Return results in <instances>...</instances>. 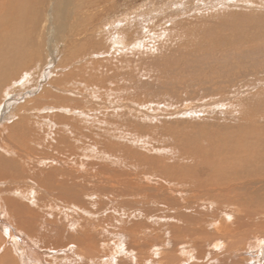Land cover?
Masks as SVG:
<instances>
[{"label":"rangeland","instance_id":"rangeland-1","mask_svg":"<svg viewBox=\"0 0 264 264\" xmlns=\"http://www.w3.org/2000/svg\"><path fill=\"white\" fill-rule=\"evenodd\" d=\"M100 2L104 4L107 3L106 5H111L112 7L108 6L107 9L104 10H100L99 8V11H95L92 14L90 10L91 7H89V9L87 6H84L86 5L85 2L84 5L82 3L83 7L81 8V12L88 9L89 16L91 17L88 16L87 18V16H84L77 18L76 21L78 22L74 28L76 29L77 27L82 30L87 27L92 28L93 26L94 29L92 28V30H98L105 28L109 24L115 26L119 19H121L123 23H128L127 25L130 24L129 27L131 26L130 28L125 26L127 29L125 27L123 28L127 31L128 36L132 35L133 37H137L140 32L139 36H142L143 30H149V33H153V35L150 34L151 36H149V38H147L149 33L145 36L147 39L144 40L145 48L128 54L126 53V55L117 56L113 53H109L108 50L103 48V44L98 42L102 34L93 35L95 40L93 36L85 38L77 36V39L74 37V42H59V44H57L58 46H55V53H52V56H48V60L45 62L36 60L34 63L25 60L21 65L17 66V68L20 66L21 69L18 68L19 70L12 71V73L10 71L11 75H9V82H6L8 84L5 83V87L2 86V88H4L3 90L6 89L5 92L8 95L4 96V92H0V106L3 107V104H6V111L14 115L20 106L25 108L26 106L30 107L36 105L34 102L37 99L39 103L43 102L42 104H45L44 101L47 103H59L61 101L62 104H67L73 109L85 110V115H87L89 108L95 106L91 101L92 99H89L90 101L87 102L86 100L88 97L67 96L58 89L59 87L67 88V86L71 88L70 83L76 78V82L78 80L80 82L79 84H85L86 87L78 85V87H74L73 89L82 92L87 86L91 85V89L88 90L90 94L88 93V95L94 93L101 99H107L105 96L109 94L114 101L119 99L122 101L126 100L127 102H142V104L149 103L152 106H146V108L150 107L149 111H153L151 113L156 116L152 118L153 120H150L147 119L142 112L124 107L116 111L107 108L100 109L97 113H91L89 115L91 120L87 124H82L76 119H73L74 123L66 121L69 124L68 127L64 123L63 113L61 114L62 117L57 119L54 123H51L49 118H46L49 120V123H45L46 121L43 120L42 117L40 119L35 118L37 121L32 119L34 121L33 124L39 123V129L41 130L44 127V133L51 136V140L48 138L49 143H47L46 136L36 135L37 145L35 143L28 144L29 148L26 150L29 155L34 156V159H41L48 154V156L52 154V156L57 157L60 164L64 162L69 167L74 165L73 159L77 158L78 153H86L87 155L84 154L86 158L85 160L82 159L83 163H78V168L81 169L80 175L75 176L70 171H63V173L62 169H60L57 171V175L51 180H44L45 175L36 173V165L31 162V158H28L27 165H25V170L23 171L24 173L20 175L21 179L24 182L25 180L28 181V183L32 182L35 186L36 184L40 186V182H42V184L46 182L43 187L49 193V198L44 196L45 193L41 189L42 191L40 190L39 196L43 197V202L41 207L37 208V210L35 209L38 213L37 217H39L40 223L38 227L33 224V228L37 229L34 230L35 232H33L32 236L26 233L24 234L23 231H20L21 233L19 232L18 235H16L15 239L18 242L17 247L20 248L23 246L20 252L24 253L23 249H25L28 244V247H31L33 250L29 252H35L41 259H45L43 262L37 264H87L84 257L80 259L77 257L79 247L73 243L75 239H71L67 234L71 224L68 220H73L77 217L76 213H74L75 216H66L62 208L63 205H76L80 206V208L84 207L83 209L85 210L90 209L87 211L91 214H95V216L92 215L91 217L93 223L91 222L88 224L86 222L88 220L84 221L89 230L98 224L97 222L94 223L95 220L102 219L101 224H104V228L102 229L103 226H101V224L95 226V228H98L93 230L94 233L91 232L93 235L91 238L94 239L101 253L103 244H109L110 247H106V250H103L105 251L103 254L110 252L108 254L111 256L115 255L116 258L117 256H123V260L119 257L117 258L118 260L120 259L118 261H121L120 264H168L169 262H165V259H162V253L156 255L153 250L154 245H162L163 243H166L167 246L174 251L175 249L179 250H176L173 255L175 254L174 256H177L181 262L180 264L185 262L189 263L192 260V262H200L201 264H242L241 261H245L244 259L242 260L243 257L246 259L250 257L247 264H264V245L260 252H258L257 247H254L246 249L247 251L245 252L241 251L240 253H242V255L239 257L237 253H233L230 256H225V254L221 253L214 261L210 260V257L215 256L214 254L220 251H210L211 246L214 244L213 242V244L211 243V240L215 233L212 232L209 227L211 226L209 223H218L221 220L222 223H229L226 212L236 207V209L239 210L238 214L246 219V223L241 221L242 218L240 219V217L235 219V224L232 225L236 228L234 233H238L237 230L239 228L243 227V230H240L244 231L247 230V228L249 229L250 226V229H253L250 231L254 236L262 237L261 234H264V231L261 233L255 230L264 229V220L262 216H257L259 213L264 212V184H249L246 182V185L244 183L241 189H237L236 191L233 189L234 193L222 196L225 199L230 196L228 200L219 199V196L216 197L210 193H198V196L197 192H193L189 189L186 191L185 189L184 191L175 189L172 192H166L165 198L169 196V200L164 198L162 195L163 192L161 194V192L157 190L153 192L146 191L145 195L143 192L135 195L133 191H127V187L123 188L119 182H116L125 175L128 176V180H131L134 176L143 179L146 177L145 174H148L147 178L151 174H160L170 178V180H180V183L175 182V186H178L183 184L181 180H185V177L190 178V176H183L178 172L169 173L170 170L178 171V169H185L187 172L188 167L195 165V160L199 161L200 159L204 160V158L209 159L213 157L219 161L223 156L238 158L240 156L239 153L241 154L242 151V159L245 158L243 162L245 169H254V172L249 171V176L254 178V180L264 179V0H238L237 2L235 0H114V3L110 0H100ZM77 9L78 11L76 10V12H79L80 8ZM124 18L128 19L124 20ZM107 22H109V24ZM99 24H102L101 28H99ZM131 24H133V26ZM82 25L83 27L81 28L80 26ZM66 29L67 28H65V30ZM67 30L69 31V29ZM133 30H135L134 33ZM97 38L98 41H96ZM80 39L82 42L83 40L85 41L83 42L85 46ZM75 42L77 44H83V46H81L82 48L77 47L75 53H73V50L69 52L70 46H74L72 44ZM28 44H33V42H29ZM29 48H31V46H29ZM91 52L97 53L95 58L89 55ZM131 58L133 59L131 60ZM108 59H110V61ZM75 60L84 61L74 62ZM87 60L92 61L90 64L93 67L104 66L107 67V69L110 67L111 70L109 68L108 72L103 71V73L100 70H89V74L83 72L84 74L80 75L79 71H81V67L84 64H88ZM113 63L118 67L115 71L112 66ZM73 64H75V66ZM75 67L77 70H74L76 69ZM68 69L73 71L70 76L66 78ZM25 74L28 75L26 76ZM38 74H40L41 77ZM107 75L112 77H108ZM21 78L25 80L22 81ZM110 78H112V81ZM114 78L115 80H113ZM49 80L53 82L50 83ZM56 81L59 82L57 83ZM96 81L98 83H96ZM8 86L12 87L9 88ZM101 86L102 93L100 94L99 89ZM61 95H63L64 98ZM26 99L27 101H25ZM183 108L185 110H192L177 114ZM157 112L159 115L156 114ZM7 114L8 113L4 114L1 110L0 131L4 126L3 130L6 128L5 130L8 131H1L0 144L6 142L4 141L5 138L12 139L8 134L10 133L9 128L16 115L12 116L14 117L13 120L11 119L12 117L7 120V118H5V116H8ZM49 130H51V132ZM132 137H137L138 139H142V141L146 138L147 149L138 147L136 144H131L128 140ZM32 139H35V137L31 136V140ZM15 140L17 145L14 144V146H17V148L25 143V141L21 142V140H18V137H15ZM90 143L97 144L103 154L96 155L98 151L96 152L93 148L94 146ZM170 144L172 145L170 146ZM25 145L26 143L24 146ZM61 145H63V147H61ZM47 146H49V149L51 148L50 151L42 148H46ZM39 152L42 156H45L42 157ZM36 153H38L39 156ZM244 153H246L245 156ZM0 155H2V153ZM90 157L95 159V162H103L105 164L95 169L93 168L94 166L92 167L91 165L94 162L90 164V162L93 161ZM238 159H241V157ZM251 159L259 162H252ZM153 161H159L157 166L152 167L150 165ZM206 162H204L202 166H199L200 169L198 171L191 172L197 173L196 178L193 180L204 177L205 169L203 166L206 165ZM83 164L85 166L84 168L82 166ZM171 165L176 166L171 167ZM180 165L184 166L178 168ZM218 165L220 166L221 164ZM40 166L47 167L48 165L40 164ZM231 166L232 164H228L229 174H231L234 169H231ZM42 169L44 171L47 170L45 168ZM127 171L130 172V175H128ZM93 175L95 176L92 177ZM28 176L34 177L35 180L29 181V178H24ZM153 176L157 177V175ZM246 176L247 173H244V177ZM2 177L0 178V198L6 196L12 197L11 195L13 194L9 193L15 185L8 183V180ZM235 180L236 179H234V181ZM161 181L166 184L164 178L161 179ZM185 184L189 183L185 182ZM53 188H55V190ZM205 194L209 195L206 196ZM138 196H142V199ZM50 198H53L51 199L52 201L47 200ZM211 201L214 203L212 206L209 204ZM100 202L102 205H100ZM85 204L86 206H84ZM184 204L188 207L186 206V208H183L179 206H184ZM228 204L229 207H227ZM15 208L26 209L23 205L21 207H14V211L16 210ZM196 210H198L199 213L196 212ZM173 212L177 213V216H182L184 220L202 219L201 227L208 237L202 239V242L199 241L198 245L196 244L197 246H193L195 248L194 257L191 255L193 253H191V248H189L190 245H186V243L191 244L190 234L193 232L191 230L192 228H186V231L183 228L177 229L173 225V219L170 218L162 221L160 220L161 218L159 219L158 216L153 215L164 213L169 217V214ZM223 212L226 213L225 216ZM13 213L14 217L10 216V218L12 221H17L19 216L17 213ZM110 213H112L113 216ZM0 214V260L2 259L0 263L5 264V262H7L6 264H10L12 260H15L12 264H34L32 261L26 260V262L20 259L21 255H19V251H11L10 247L12 241L8 242L9 240L4 235L5 229L3 231L2 226L5 222L4 214L3 212H0ZM70 214H73V212H70ZM144 214H146V216H144ZM96 216H98V218ZM150 216L158 220H151L152 218H150ZM251 216L254 218H251ZM230 219L234 220L232 217ZM236 220L239 222L237 225ZM163 222L167 224V227ZM12 223L10 224L11 229H15L17 224L15 222ZM118 223L120 225H118ZM60 229L62 231V239L58 241L56 236L60 234ZM118 230H121L122 232L120 233L122 234L117 233L119 232ZM130 231L141 238V240L138 239V245L136 244L137 247L132 241H129L131 236ZM116 235H120L121 241L127 240L128 244H124L127 252L124 254L118 255L110 251L111 248L113 249L114 242L119 238V236ZM181 237L185 243L179 244ZM67 238L69 241H67ZM246 238H251L252 240L251 233ZM57 245L61 248L57 247ZM157 247L161 248L160 245H157ZM170 251L169 253H172V251ZM182 252H185L184 255ZM208 252L209 255H207ZM203 253L206 255L204 258H201L204 255ZM196 256H200L196 258L200 261L194 260ZM77 258L80 260V263ZM255 258H259V261L253 262ZM53 259L56 261L58 260V262ZM82 260L84 261L82 262ZM93 260H95V264H98V260ZM112 260L116 259L112 257ZM90 262L91 261H89L88 264Z\"/></svg>","mask_w":264,"mask_h":264},{"label":"bare ground","instance_id":"bare-ground-1","mask_svg":"<svg viewBox=\"0 0 264 264\" xmlns=\"http://www.w3.org/2000/svg\"><path fill=\"white\" fill-rule=\"evenodd\" d=\"M108 1V0H107ZM112 1V3H114V0H110ZM236 2L238 0H235ZM84 2L86 3V5H84ZM106 2V1H105ZM82 3L84 6H87V8L91 7V12L92 14L96 11H99V8L100 10H104V9H107V7L109 5H106L104 4L103 2H100V0H0V92H4L3 95L4 96H7L8 94L5 92V90H3L4 88H2V86L8 84L6 82H9V75H11L12 71H16L18 68H20V66L17 68L18 65H21L25 60H28L29 62H34L36 60L38 61H41V62H45L46 60H48V56H52V53H55V46H58L57 44H59V42H65V41H73L75 40L74 37H76L77 39V36H82L80 38H85V37H90V36H93V35H100L102 34V37L100 39V41H98V38L96 41H98L99 43H102L103 44V48L105 50H108L109 53H113L114 55H123L126 53H131L133 51H139L141 48H145L144 46V40H147L145 38V36L150 32L149 30H143L142 32V36H139V34L141 33H138V36L137 37H132L131 36H128L127 34V31H125L123 28L125 26H128L126 23H123V21H121V19H119V21L116 23L115 26H113L112 24H109V22H107L109 25L106 26L105 28H101V25L99 28L101 29H98V30H92L93 28V23H92V28H84L82 30H80L79 28L76 27V29L74 28L76 23L78 21L77 18H81V17H84V16H89V13H88V9L81 12V8L83 7L82 6ZM101 3H103L102 5H100ZM111 6V5H110ZM109 6V7H110ZM112 7V6H111ZM77 8H80V11L79 12H76V10L78 11ZM102 8V9H101ZM86 9V8H85ZM83 10V9H82ZM96 15V14H95ZM144 15V14H143ZM91 17V16H89ZM127 17V16H125ZM132 18V17H131ZM83 19V18H82ZM125 19H128V18H124ZM95 20V19H94ZM115 21V19H114ZM113 21V22H114ZM92 22V21H91ZM130 23V22H129ZM106 25V24H105ZM133 26V24H131ZM81 28L83 27L80 26ZM131 27V26H130ZM129 27V28H130ZM135 27V26H134ZM65 28L69 29V31ZM98 28V27H97ZM126 28V27H125ZM128 28V29H129ZM169 28V27H168ZM64 29V31H63ZM94 29V28H93ZM127 29V28H126ZM124 30V31H123ZM95 31V32H94ZM130 31V29H129ZM135 30H133V33H134ZM136 33V34H137ZM132 34V33H131ZM153 35V33H149V35H147L149 38V36ZM130 35V34H129ZM135 35V34H134ZM94 37V36H93ZM79 39V38H78ZM83 40V39H82ZM94 40H95V37H94ZM44 41V43H43ZM81 41V39H80ZM30 42H33V44H28ZM74 42V41H73ZM82 42V41H81ZM83 42H85L83 40ZM82 42V43H83ZM89 42V41H88ZM108 44H107V43ZM27 43V44H26ZM84 46H85V43H83ZM83 44H77L76 42L72 45L74 46H70L69 48V52H71L73 50V53H75L77 47H80L82 48L81 46H83ZM88 44V43H87ZM92 44V43H91ZM107 44V45H106ZM90 45V44H89ZM29 46H31V48H29ZM93 46V45H92ZM68 47V45H67ZM66 47V48H67ZM96 47V46H95ZM89 48V46H88ZM68 51V50H67ZM78 52V51H77ZM89 53V52H88ZM95 53V52H94ZM90 53L89 55L93 56V58L96 57L97 53ZM85 54V52H84ZM83 54V55H84ZM124 55V56H125ZM85 56V55H84ZM76 57V56H75ZM81 57V56H80ZM88 57V56H87ZM21 58V59H20ZM122 58V57H121ZM77 59H80V58H77ZM82 59V58H81ZM88 59V58H87ZM92 59V58H91ZM117 59V57H116ZM133 58H131L132 60ZM86 60V59H85ZM89 60V59H88ZM88 64H84L81 68V71H79V74L82 75L84 74L83 72H86V73H90L91 70L93 71H105V72H108L109 71V68L107 69V67H93L90 63L92 61H88ZM95 60V59H94ZM93 60V61H94ZM110 61V59H108ZM81 61H84V60H75L74 62H81ZM73 62V63H74ZM136 62V61H135ZM112 63V62H111ZM120 63V62H119ZM43 64V63H42ZM82 64V63H81ZM30 65V64H29ZM35 65V64H34ZM75 66V64H73ZM97 65V64H96ZM23 66V65H22ZM98 66V65H97ZM113 68H114V71L115 69H117L118 67L114 65V63L112 64ZM127 66V65H126ZM132 66V65H131ZM59 67V66H58ZM62 67V66H61ZM77 67V66H76ZM75 67V68H76ZM120 68V67H119ZM21 69V68H20ZM41 69V68H40ZM79 69V68H78ZM19 70V69H18ZM74 70H77L74 69ZM90 70V71H89ZM111 70V68H110ZM11 71V73H10ZM36 71V69H35ZM73 70L71 69H68L67 71V75H66V78L70 76L71 72ZM117 71V70H116ZM40 72V70H39ZM76 72V71H75ZM51 73V72H50ZM98 73V72H97ZM26 75V74H25ZM28 75V74H27ZM26 75V76H27ZM40 77L41 75L38 74ZM112 75V74H111ZM123 75V74H122ZM8 76V78H7ZM87 76V74H86ZM93 76V75H92ZM108 77H112L110 75H107ZM114 76V74H113ZM24 78H26L25 76H23ZM74 77V76H73ZM84 77V76H83ZM90 77V76H89ZM29 78V77H28ZM65 78V77H64ZM95 78V77H94ZM62 79V78H61ZM76 79V78H75ZM74 79L73 82H71V88L69 86L64 87V88H58L60 90V92L64 93V95H67V96H84V97H88V99H84L86 100L87 102L92 101L93 104H95L94 107H90L89 110L87 111V115H85V110H78V109H73L71 106L67 105V104H62V102L60 101L59 103L58 102H49L47 103L46 101H44L45 104H42V103H39L38 102V99L34 102L36 105H33V106H26L28 108H22L20 106V108L17 109V111L15 112L16 115L15 116V119L14 115L12 114H9V111H6V104H3V107L0 106V113H1V110L4 112V114L8 113L7 115L8 116H5V118L11 119L14 121H12V124L9 128L10 130V133L8 134V136L12 139H6L4 141V144H0V152L2 153V155H0V178L2 177L3 179H7L8 180V183L10 184H14L15 187L12 189V191L9 193V194H13L11 195L12 197H9V196H6V197H2L0 198V212H3L4 214V223H3V231L5 229V232H4V235L6 236V238L9 240L8 242H11L12 241V245L10 247L11 251L12 252H15V251H19V255L20 256V259H22L23 261H26V260H29V261H32L34 262V264H37V263H41L43 262L45 259H41L40 256H38L35 252L32 253V252H29L31 249V247H28V244H27V247L25 249H23L24 253H21L20 252V249H22V247L18 248L17 247V241L15 239L16 235H18V233L20 231H23L24 234L26 233L27 235L29 236H32L33 235V232H35L34 230L37 229V228H33V224L34 225H37L38 227V224L40 223L39 222V217H37V208L41 207V204H42V196H39L40 195V190L42 189L45 193V197L49 198V193L47 192V190L44 189L43 186H45V183L46 182H43L44 184H42V182H38L40 186H36L32 183V182H29L25 180V182L21 179V176L25 170V165H27V161H28V158L32 159L31 162H33L37 168V172L38 174L40 175H45L44 177V180H51L53 179L57 174V171H59L60 169H62V172L63 171H70L72 172L75 176L77 175H80L81 172L78 168V163L82 162V159L85 160L86 156L87 155L86 153L82 154L81 152L78 153V156L77 158L73 159V164L72 166H67L66 163H62L60 164L57 159V157H54L52 156H48V155H43L45 156L44 158H39V159H34V156H31L28 154V151L26 150L28 147V144L30 145V143H35L37 145V136L36 135H43V136H46L47 137V143L48 142V138L51 140V136L47 135L46 133H44L45 130H43V128L40 130L39 129V126L38 124H33L34 121H37L36 119H40L41 117L43 118V120H45L47 123L49 120L46 119V118H49L51 123H54L55 121H57V119H59L61 116V114L63 113V120H64V123L65 125L68 127L69 124L66 122V121H70L72 123H74V120L73 119H76L78 122L80 121L82 124H87L89 123V121L91 120V117H89V115L91 113H97L98 110L100 109H109L111 108L112 110H118L119 108H126L128 107L129 109H134L136 110L137 112H142L144 114V116L147 118V119H150V120H153L152 118L155 117L156 115H153V111H149V108L150 107H147L146 106H152L151 104L147 103V104H142V102L140 103H137V102H133V101H130V102H126L125 101H122V100H119V99H116L114 101V99L108 94L107 96H105V98L107 99H101L98 95H95L94 93L91 95H88V93L90 94V92L88 91L89 89H91V85L87 86V88L85 90H83L82 92H80V90H76V89H73L74 87H78V85H83L82 87H86L85 84H79L80 82L77 80ZM81 79V78H80ZM92 79V78H91ZM111 81H112V78H110ZM22 80V78H21ZM25 80V79H24ZM22 80V81H24ZM56 80V79H55ZM54 80V81H55ZM108 80V79H107ZM115 80V78L113 79ZM18 81V80H17ZM37 81V80H36ZM50 81V80H49ZM53 82V81H50V83ZM57 83L59 81H56ZM61 82V81H60ZM106 82V81H105ZM6 83V84H5ZM14 83V82H13ZM17 83V82H16ZM46 83V82H45ZM66 83V82H65ZM63 83V84H65ZM69 83V82H68ZM67 83V84H68ZM96 83H98L96 81ZM11 84V83H10ZM20 84V83H19ZM23 84V83H21ZM35 84V83H34ZM53 84V83H52ZM89 84V83H88ZM13 85V84H11ZM48 85V84H47ZM54 85V84H53ZM93 85V83H92ZM97 85V84H96ZM108 85V84H107ZM118 85V84H117ZM104 86V85H103ZM5 87V86H4ZM9 87V86H8ZM12 87V86H10ZM9 87V88H10ZM58 87V85H57ZM108 87V86H107ZM118 87V86H117ZM116 87V89H117ZM14 88V87H13ZM45 88V87H44ZM47 88V87H46ZM21 89V88H20ZM57 89V90H58ZM114 89V87H113ZM264 89V88H263ZM3 90V91H2ZM43 90V89H41ZM49 91V90H48ZM88 91V92H87ZM92 91V90H90ZM93 91H96V90H93ZM106 91V90H105ZM116 91V90H115ZM264 91V90H263ZM43 92V91H41ZM51 92V91H49ZM59 92V93H60ZM107 92V91H106ZM99 93L101 94L102 93V86L101 88L99 89ZM116 93V92H115ZM43 94V93H41ZM99 94V95H100ZM48 95V94H47ZM106 95V94H105ZM114 95V94H113ZM63 97V95H61ZM39 97V96H38ZM45 97V96H44ZM48 97V96H46ZM116 97V95H115ZM118 97V96H117ZM55 98V97H54ZM64 98V97H63ZM120 98V97H119ZM234 98V97H233ZM33 99V98H32ZM40 99V98H39ZM47 99V98H46ZM90 99V100H89ZM121 99V98H120ZM31 100V99H30ZM29 100V101H30ZM51 100V99H50ZM56 100V99H55ZM27 101V99L25 100ZM31 103V102H30ZM116 103V104H115ZM233 104V103H232ZM231 104V105H232ZM243 104V103H242ZM31 105V104H30ZM115 105V106H114ZM175 105V104H174ZM236 105V104H235ZM92 106V105H91ZM158 106V105H157ZM127 108V109H128ZM168 108V107H167ZM245 108V107H244ZM25 109V110H24ZM23 110V111H21ZM192 109H188V110H185L184 108L182 110L179 111V113L177 114H180L181 112H187V111H190ZM195 110V108H194ZM21 111V112H20ZM159 111V110H158ZM69 112V113H68ZM177 112V111H175ZM191 113V112H190ZM155 114V113H154ZM157 115L158 112L156 113ZM163 114V113H162ZM168 114V113H167ZM129 115V114H128ZM135 115V114H133ZM174 115V114H173ZM166 116V115H165ZM33 117V118H32ZM2 118V117H1ZM36 118V119H35ZM112 118V117H111ZM34 119V121L32 120ZM157 119V118H156ZM39 121V120H38ZM11 122V121H10ZM5 123V122H4ZM7 123V122H6ZM9 123V121H8ZM36 123V122H35ZM49 123V122H48ZM63 123V125H64ZM81 124V125H82ZM118 124V123H117ZM5 125V124H4ZM51 125V124H50ZM79 125V124H78ZM80 125V126H81ZM5 127V126H4ZM3 127V128H4ZM122 127V126H121ZM2 128V130H3ZM6 129V128H5ZM3 130V131H8V130ZM75 129V128H74ZM78 129H81V128H78ZM112 129V127H111ZM1 130V131H2ZM60 130V129H59ZM114 130V128H113ZM0 131V133H1ZM51 132V130H49ZM103 132V131H102ZM106 132V131H105ZM124 132V131H122ZM48 133V132H47ZM61 133V132H60ZM104 133V132H103ZM50 134V133H49ZM54 134V133H53ZM58 134V133H57ZM62 134V133H61ZM64 134V133H63ZM120 134V133H119ZM4 135V133H3ZM66 135V134H65ZM121 135V134H120ZM124 135V134H123ZM155 135V134H154ZM160 135V134H159ZM31 136L35 137V139H32L31 140ZM53 136V135H52ZM59 136V135H58ZM71 136V135H70ZM15 137H18V140H21L22 141H25L26 145L24 146L25 143H23L20 147L17 148V146H14L17 145V142L15 140ZM60 137V136H59ZM58 137V138H59ZM125 137V135H124ZM250 137V136H249ZM107 138V137H106ZM181 138V137H180ZM183 138V137H182ZM241 138V137H240ZM43 139V138H42ZM105 139V138H104ZM120 139V138H119ZM146 138H144V140L142 141V139H138L137 137H132L131 139H129L128 141L131 143V144H136L138 145V147H142L143 149H147V142L145 141ZM185 139V138H184ZM54 140V139H53ZM56 140V139H55ZM118 140V139H117ZM122 140V139H121ZM260 140V139H259ZM1 141V140H0ZM88 141V140H87ZM86 141V142H87ZM104 141V140H103ZM3 142V141H2ZM19 142V141H18ZM42 142V141H41ZM52 142V141H51ZM92 142V141H91ZM106 142V141H105ZM104 142V143H105ZM117 142V141H116ZM120 142V141H119ZM118 142V143H119ZM181 142V141H180ZM256 142V141H255ZM55 143V142H54ZM67 143V142H66ZM75 143V141H74ZM123 143V142H122ZM257 143V142H256ZM41 144V143H40ZM43 144V143H42ZM45 144V143H44ZM65 144V143H64ZM92 146H94V150L97 152L96 155H102L103 152H101V150L99 149V146L97 144H94V143H90ZM109 144V143H108ZM121 144V143H120ZM182 144V143H181ZM66 145V144H65ZM76 145V144H75ZM172 144H170L171 146ZM174 145V144H173ZM178 145V144H177ZM188 145V144H187ZM258 145V144H257ZM256 145V146H257ZM35 146V145H34ZM33 146V147H34ZM43 146V145H42ZM53 146V145H51ZM59 146V145H58ZM120 146V145H119ZM130 146V145H129ZM175 146V145H174ZM184 146V144H183ZM186 146V145H185ZM189 146V145H188ZM249 146V145H247ZM255 146V145H254ZM36 147V146H35ZM61 147H63V145H61ZM135 147V146H134ZM177 147V146H176ZM38 150H39V147L37 146ZM36 148V149H37ZM41 148V147H40ZM44 149H48V151H50L49 149V146H47L46 148L45 147H42ZM54 148V147H53ZM125 148V147H124ZM163 148V147H162ZM243 148V147H242ZM240 148V149H242ZM25 149V150H24ZM33 149V148H32ZM59 149V147H58ZM157 149V147H156ZM177 149V148H176ZM186 149V148H185ZM188 149V148H187ZM255 149V148H254ZM263 149V148H262ZM18 150V151H17ZM41 150V149H40ZM165 150V149H164ZM30 151V150H29ZM34 151V149H33ZM32 151V152H33ZM43 151V150H42ZM55 151V150H54ZM185 151V150H184ZM227 151V150H226ZM252 151V150H251ZM30 152V153H32ZM94 152V151H93ZM174 152V151H173ZM240 152V151H239ZM256 152V150H255ZM0 153V154H1ZM40 153V152H39ZM45 153V152H44ZM43 153V154H44ZM52 153V152H51ZM55 153V152H54ZM175 153V152H174ZM183 153V152H182ZM212 153V152H211ZM222 153V152H221ZM228 153V152H227ZM237 153V152H236ZM248 153H251V152H248ZM247 153V154H248ZM38 155V153H36ZM59 154V153H58ZM95 154V153H94ZM172 154V153H171ZM234 154V153H233ZM246 153H244V156H245ZM34 155V154H32ZM41 155V153H40ZM75 155V154H74ZM238 155V154H237ZM239 157H241V159H238V158H235V157H227V156H223L222 159H220V163L218 161V159H215V158H209V159H205L204 160H195V165H191L190 167H188L187 169V172L185 171V169H178V171H173V170H170L169 173H180L182 174L183 176H190L189 177H185V180H181V182L184 184H181V185H178V186H175V182L177 183H180V180H170V178L168 177H165V176H162L160 174H151L148 178V174L146 175L145 174V178L143 179H140L139 177H133V179L131 180H128V176L125 175L123 176V178H120L118 181L116 182H119V184L122 185L123 188H128L127 191H133V193L135 195L139 194L140 192H143L144 195L146 193V191H150V192H153L154 190H157L159 192H163V196L165 198V194L166 192H169V191H174L175 189H181L182 191H185L187 189L193 191V192H197V195L198 193L200 194H204V193H210L212 194L213 196H219V199L222 198V199H225L223 198L222 196L224 195H230L232 193H234V191H236L237 189H241L243 186H244V183L246 185V182H248L249 184L250 183H257V184H264V179H255L250 177V172L249 171H252L254 172V169L253 168H248V169H245L244 167V159L243 158V151L242 153L240 154L239 153ZM252 155V154H251ZM36 156V155H35ZM39 156V155H38ZM42 156V155H41ZM40 156V157H41ZM42 156V157H43ZM168 156V155H167ZM174 156V155H173ZM176 156V155H175ZM104 157V156H103ZM221 157V156H220ZM37 158V157H36ZM92 158V157H90ZM110 158V157H109ZM62 159V158H61ZM78 159V160H77ZM135 159V158H134ZM176 159V158H175ZM247 159V158H246ZM250 159V158H249ZM264 159V158H263ZM93 161L90 162V164L92 162L91 165L93 168L97 169L99 166H101L102 164H105L103 162H95L92 158ZM108 160V159H107ZM233 160V161H232ZM252 160V159H251ZM36 161V162H35ZM109 161V160H108ZM207 161V162H206ZM246 161V160H245ZM250 161V160H249ZM48 162V163H47ZM61 162V161H60ZM66 162V161H65ZM159 162V161H158ZM158 162H155L153 161V163H150V165L152 167H155L157 166ZM204 162H206V165L203 166V168L205 169V172H204V177L203 178H200V179H195L193 180L194 178H196L197 176V173H191L192 171H198L200 169V165L202 166V164H204ZM252 162H259V161H253ZM39 165H38V164ZM59 163V165H58ZM109 163V162H108ZM135 163V162H134ZM149 163V162H147ZM40 164L42 165H48L47 167H42L40 166ZM85 164V163H84ZM84 164L82 165L83 168L85 167ZM218 164H221L220 166ZM228 164H232L231 166V169L234 168L231 172V174H229L228 172ZM80 165V164H79ZM113 165V164H111ZM117 165V163H116ZM129 165H132V164H129ZM167 165V164H166ZM185 165V163H184ZM184 165H180L178 166V168H181L182 166ZM118 166V165H117ZM159 166V165H158ZM163 166V165H162ZM176 166V165H175ZM175 166H172L171 167H175ZM264 166V165H263ZM34 167V166H33ZM45 168L47 170H43L42 168ZM60 167V168H59ZM124 167V166H123ZM170 168V167H169ZM164 169V168H163ZM121 170V169H120ZM161 170V169H160ZM128 172V175H130V172ZM64 173V172H63ZM153 173V172H152ZM244 173H247V176L244 177ZM72 174V175H73ZM236 174V175H234ZM153 175H157L156 176H153ZM95 175H93L92 177H94ZM24 178H29L30 180L29 181H33L35 180L34 177H31V176H28V177H24ZM164 178V181L166 182V184H164L161 179ZM248 178V179H246ZM234 179H236L234 181ZM77 182V181H76ZM185 182H188L189 184H185ZM1 184V183H0ZM188 185V186H187ZM55 190V188H53ZM234 189V191H233ZM41 190V191H42ZM231 192V193H230ZM179 193V191H178ZM119 194V193H118ZM125 194V193H124ZM130 194V193H129ZM151 194V193H149ZM155 194V193H154ZM175 194V193H174ZM192 194V193H191ZM168 195V194H167ZM178 195V194H177ZM189 195V194H188ZM196 195V194H195ZM206 195V194H205ZM204 195V196H205ZM209 195V194H207ZM206 195V196H207ZM147 196V195H146ZM161 196V195H160ZM180 196V195H179ZM194 196V194H193ZM199 196V195H198ZM197 196V198H198ZM201 196V195H200ZM234 196V195H232ZM65 197V196H63ZM113 197V196H112ZM139 197V196H138ZM142 196H140L139 198H141ZM215 197V198H216ZM74 198V197H73ZM109 198V197H108ZM174 198V196H173ZM214 198V197H213ZM230 198V196L225 199V200H228ZM17 199V200H15ZM51 199L53 198H50V199H47V200H50L52 201ZM99 199V198H98ZM102 199V197H101ZM142 199V198H141ZM165 199H169V196H166ZM196 199V198H195ZM110 200V199H109ZM132 200V199H131ZM137 200V199H136ZM155 200V199H154ZM170 200V199H169ZM178 200V199H177ZM185 200V199H184ZM193 200V199H192ZM200 200V199H199ZM202 200V199H201ZM172 201V200H171ZM15 202V204H14ZM140 202V201H139ZM145 202V201H144ZM178 202V201H177ZM86 203V202H84ZM98 203V201H97ZM179 203V202H178ZM185 203V202H184ZM207 203V202H206ZM65 204V203H64ZM67 204V203H66ZM90 204V203H89ZM96 204V203H95ZM183 204V203H182ZM181 204V205H182ZM211 204V206L214 204L212 201L209 203ZM219 204V203H218ZM231 204V203H230ZM25 206L26 209H22V208H15L16 210L14 211V207H21V206ZM63 205V204H62ZM83 205V204H82ZM100 205H102V203L100 202ZM104 205V204H103ZM109 205V204H108ZM158 205V204H157ZM179 205L180 207H183V208H186L187 205L184 204V206H181ZM193 205V204H192ZM234 205V204H233ZM86 206V204L84 205ZM89 206V205H88ZM93 206V205H92ZM156 206V205H155ZM205 206V205H204ZM33 207V208H32ZM82 207V206H81ZM119 207V206H118ZM146 207V206H144ZM160 207V206H159ZM178 207V206H177ZM188 207V206H187ZM221 207V206H220ZM226 207V206H225ZM227 207H229V204L227 205ZM63 213L66 215V216H71V215H74V213H76V216L73 220H68L69 222H71L70 224V227H69V230L67 232L68 234V237H71V239H75V241L73 242L74 244H76L78 247H79V253H77V255L75 254L77 257L82 258L84 257L85 260L87 261V264L89 261H91L89 264H95V260L93 259H96L98 260V264H120V262H118L120 259L123 260V256H117V258L119 257L120 259L118 260L115 255L111 256L110 252L106 253V254H103V250H106L105 248L106 247H110L109 244H103V250H102V253L100 252L98 246L95 244L94 242V239L91 238L93 237V235L91 234V232H93L94 229L98 228L95 226H99L101 224V220H95L94 223H98L97 225H95L92 229H88V227H86V223H84L85 220H88L86 221L88 224H90L91 222L93 223V221L91 220V217L92 215L95 216V214H91L89 211L87 210H90V209H83V208H80V206H76V205H63ZM90 208V207H89ZM179 208V207H178ZM196 208V207H195ZM209 208V207H208ZM36 209V210H35ZM128 209V207H127ZM147 209V208H146ZM162 209H165V208H162ZM203 209V208H202ZM109 210V209H108ZM113 210V209H111ZM116 210V209H115ZM119 210V209H118ZM125 210V209H124ZM179 210V209H178ZM182 210V209H181ZM180 210V211H181ZM17 211V212H16ZM94 211V210H93ZM121 211V210H120ZM137 211V210H135ZM148 211V210H147ZM178 211V212H180ZM211 211V210H210ZM213 211V210H212ZM17 213L19 218H17L18 220H14L12 221V219L10 218V216L14 217V213ZM39 212V211H38ZM70 212L73 214H70ZM109 212V211H108ZM115 212V211H114ZM125 212V211H124ZM165 212V210H164ZM175 212V211H174ZM172 213V214H169V217H167V214H164V213H161V214H153L155 216H158V218L160 220H167V219H173L174 220V223L173 225L175 226V228L177 229H180V228H183L185 229V231L189 228H192L191 230L193 231L190 235H191V239H190V243H186V245H190L189 248H191V255H193L194 257V252H195V246L198 245L199 241L202 242V239H205L206 237H208V235H206L204 232H203V229L201 227V223H202V219H191V220H184L182 216H177L176 214L177 213ZM182 212V211H181ZM184 212V211H183ZM196 212L199 213L198 210H196ZM239 210L235 208L231 209L229 212H226L227 213V216H228V220H229V223H222L221 221L218 222V223H209V226L211 228V231L215 233L213 239L211 240V243L213 244L211 246V250H217V251H220L219 253H216L214 254L215 256H212L210 257V260L214 261L218 256L222 254H225L226 255H231L233 253H237L238 254V257L242 255V253H240L241 251L242 252H245L247 251L246 249L248 248H254V247H257L258 248V252L261 251V249L263 248V245H264V234H261L262 237H258V236H254L252 234V230L253 229H250V226H249V229L247 227H244V228H247V230H244L242 231L243 227L242 228H239L237 232L234 233V230L236 231V228L232 225L235 224V219H237L238 217H240L241 221L245 222L246 223V219H244L243 217H241L239 214H238ZM13 213V214H12ZM113 213V211H112ZM110 213V214H112ZM123 213V211H122ZM224 213V212H223ZM222 213V214H223ZM224 213V216L225 214ZM115 214V213H114ZM118 214V212H117ZM1 215V214H0ZM8 215V216H7ZM98 215V214H97ZM116 215V214H115ZM143 215V213H142ZM234 215V216H232ZM17 216V217H18ZM75 216V215H74ZM113 216V214H112ZM141 216V215H140ZM144 216H146V214H144ZM236 216V217H235ZM257 216H262L263 220H264V212L263 213H259ZM98 218V216H96ZM96 217H93V218H96ZM104 217V216H103ZM110 217V216H109ZM185 217V216H184ZM232 217V219L234 220H231L230 218ZM59 218V217H58ZM108 218V217H107ZM128 218V217H127ZM126 218V219H127ZM150 218H152L151 220H158V219H154L153 216H150ZM149 218V219H150ZM251 218H254L251 216ZM257 218V217H255ZM11 219V220H10ZM120 219V218H119ZM141 219V218H140ZM188 219V218H187ZM226 219V218H225ZM258 219V218H257ZM117 220V219H116ZM128 220V219H127ZM126 220V222H127ZM146 220V219H145ZM51 221V220H50ZM99 221V222H98ZM104 221V220H103ZM119 221V220H117ZM227 221V219H226ZM256 221V220H255ZM259 221V220H258ZM12 222H15L17 224V227L15 229H11V226L10 224ZM48 222V221H47ZM56 222V220H55ZM142 222V221H141ZM212 222V221H211ZM224 222V221H223ZM257 222V221H256ZM1 223V224H2ZM42 223V222H41ZM104 223V222H102ZM144 223V222H142ZM162 223V222H161ZM164 223V222H163ZM14 224V223H12ZM54 224V223H53ZM136 224V223H135ZM138 224V223H137ZM146 224V223H145ZM165 224V223H164ZM239 224V222L236 220V225ZM242 224V223H241ZM244 224V223H243ZM249 224V223H248ZM247 224V225H248ZM45 225V224H44ZM104 225V224H103ZM101 224V226H103ZM118 225H120L118 223ZM171 225V223H170ZM207 225V224H206ZM246 225V224H245ZM93 226V225H92ZM129 226V224H128ZM145 226V225H144ZM155 226V225H154ZM165 226L167 227V224H165ZM164 226V227H165ZM242 226V225H241ZM40 227V226H39ZM33 228V229H32ZM90 228V227H89ZM104 228V226L102 227V229ZM124 228V227H123ZM131 228V227H130ZM129 228V229H130ZM187 228V229H186ZM194 228V229H193ZM43 229V228H42ZM101 229V230H102ZM139 229V228H137ZM146 229V228H145ZM206 229V227H205ZM242 229V230H240ZM116 230V229H115ZM126 230V229H125ZM251 230V231H250ZM119 231V230H118ZM147 231V230H146ZM256 232H261L263 233L264 229H261V230H258L256 229L255 230ZM63 232L65 233V231L63 230ZM122 232L121 230L117 233L119 234H122L120 233ZM127 232V231H126ZM125 232V233H126ZM143 232V231H142ZM255 232V233H256ZM21 233V232H20ZM62 231L60 229V234L58 236H56V239L59 241L60 239H62ZM63 233V234H64ZM94 233V232H93ZM128 233V232H127ZM126 233V234H127ZM131 233V236H130V240L129 241H132L133 244L136 246V244L138 243V239L141 240L140 237L136 236L133 234L132 231H130ZM135 233V232H134ZM138 233V232H137ZM151 233V232H150ZM251 233V237H252V240L251 238H246L249 234ZM254 233V234H255ZM125 234V235H126ZM96 235V233H95ZM128 235V234H127ZM141 235V234H140ZM139 235V236H140ZM145 235V234H144ZM147 235V234H146ZM149 235V234H148ZM210 235V234H209ZM253 235V236H252ZM256 235V234H255ZM24 236V235H23ZM36 236V234H35ZM116 236H119V238H117L118 240L114 242V246H113V249L111 248V252L115 253V254H124L126 251L125 249V245L124 244H128L127 243V240H124V241H121V238H120V235H116ZM129 236V235H128ZM142 237V236H141ZM145 237V236H144ZM156 237V236H155ZM258 237V238H256ZM143 238V237H142ZM157 238V237H156ZM128 239V238H127ZM153 239V238H152ZM151 239V240H152ZM177 239V238H176ZM23 240V239H22ZM64 240V239H63ZM174 240V239H173ZM223 240V242H222ZM67 241H69V239L67 238ZM175 241V240H174ZM178 241V240H177ZM187 241V240H186ZM252 241V242H251ZM216 242V243H215ZM220 242V243H218ZM25 243V242H24ZM27 243V242H26ZM57 243V242H55ZM71 243V242H69ZM106 243V242H105ZM111 243V242H110ZM130 243V242H129ZM176 243V242H175ZM182 243H185V241L183 240V238L181 237L180 240H179V244H182ZM81 244V245H80ZM113 244V242H112ZM131 244V243H130ZM197 244V245H196ZM206 244V243H205ZM20 245V243H19ZM60 245V244H59ZM68 245V244H67ZM138 245V244H137ZM157 245H160V247H157ZM157 245H154L153 246V250L155 252L156 255H162V259H165V262H169L168 264H180L181 262L179 261V259L177 258V256H174L173 253L178 250V249H175V251L168 247L166 243H163L162 245L161 244H157ZM185 245V244H184ZM31 246V245H30ZM62 246V245H61ZM66 246V245H64ZM111 246V247H112ZM134 246V247H135ZM194 246V247H193ZM5 247V246H4ZM57 247H59L57 245ZM74 247V246H73ZM137 247V246H136ZM53 248V247H52ZM61 248V247H59ZM69 248V247H68ZM177 248V247H176ZM179 248V247H178ZM75 249V248H74ZM188 249V248H187ZM56 250V249H55ZM53 250V251H55ZM70 250V249H69ZM73 250V249H72ZM71 250V251H72ZM172 251V253H169V251ZM180 250H183V249H180ZM194 250V251H192ZM10 251V252H11ZM33 251V250H32ZM74 251V250H73ZM129 251V250H128ZM170 251V252H171ZM179 251V250H178ZM177 251V252H178ZM197 251V250H196ZM209 251V252H210ZM11 252V253H12ZM63 252V251H62ZM69 252V251H68ZM130 252V251H129ZM133 252V250H132ZM209 252L207 255H209ZM2 253V252H1ZM112 253V254H113ZM153 253V252H152ZM171 255H169V254ZM185 252H182V254L184 255ZM49 254V253H48ZM129 254V253H127ZM149 254V253H148ZM204 254V253H203ZM18 255V256H19ZM65 255V254H64ZM72 255V254H71ZM110 255V256H109ZM150 255V254H149ZM206 254H204L201 258H204ZM11 256H14V255H11ZM51 256V255H50ZM134 256V255H133ZM136 256V255H135ZM152 256V255H151ZM155 256V255H154ZM153 256V257H154ZM174 256V257H172ZM57 257V256H56ZM111 257V258H110ZM112 257H114L116 260H112ZM150 257V256H148ZM197 257H200V256H196L194 258V260L196 261H200L198 259H196ZM10 258V257H9ZM13 258V257H12ZM16 258V257H14ZM59 258V257H58ZM57 258V259H58ZM75 258V257H74ZM132 258V257H131ZM135 258V257H134ZM140 258V257H139ZM151 258V257H150ZM182 258V257H180ZM161 259V260H162ZM192 259V258H191ZM228 259V258H227ZM245 260V261H241L242 264H247V262L250 260V257L248 259H246L245 257L242 258V260ZM258 259V260H257ZM55 260V259H53ZM60 260V258H59ZM78 260V258H77ZM2 261V259L0 260ZM11 261V260H10ZM15 261V260H14ZM12 260V263L14 262ZM56 261V260H55ZM54 261V262H55ZM76 261V260H75ZM80 260H78L79 262ZM84 260H82L83 262ZM133 261V260H131ZM137 261V259H136ZM141 261V260H140ZM146 261V260H145ZM148 261V260H147ZM151 261V260H150ZM193 261V260H192ZM185 262L183 264H201L200 262ZM204 261V260H203ZM240 261V260H239ZM259 261V258H255L253 262H258ZM9 262V260H8ZM27 262V261H26ZM47 262V261H46ZM58 262V260L56 261ZM67 262V261H66ZM7 262H5L6 264ZM10 262V264H12ZM22 263V261H21ZM80 263V262H79ZM86 263V262H85ZM97 263V262H96ZM145 263V262H144ZM1 264V263H0ZM18 264V263H16ZM56 264V263H55ZM82 264V263H81ZM131 264V263H130ZM148 264V263H147ZM206 264V263H204ZM236 264V263H235Z\"/></svg>","mask_w":264,"mask_h":264}]
</instances>
